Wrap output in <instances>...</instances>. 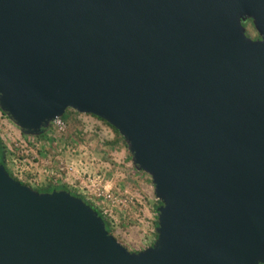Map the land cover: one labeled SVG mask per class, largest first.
<instances>
[{"label": "water", "instance_id": "95a60500", "mask_svg": "<svg viewBox=\"0 0 264 264\" xmlns=\"http://www.w3.org/2000/svg\"><path fill=\"white\" fill-rule=\"evenodd\" d=\"M68 108L151 177L157 238L0 160V264H264V0H0V110L36 137Z\"/></svg>", "mask_w": 264, "mask_h": 264}, {"label": "rangeland", "instance_id": "374dc122", "mask_svg": "<svg viewBox=\"0 0 264 264\" xmlns=\"http://www.w3.org/2000/svg\"><path fill=\"white\" fill-rule=\"evenodd\" d=\"M245 28L247 36L260 38L252 21ZM65 116L63 131L51 124L45 136L37 138L24 135L0 110V137L10 150V172L33 189L66 185L102 211L114 237L129 251L150 247L160 205L151 177L134 167L125 142L106 122L71 108ZM133 170L139 176L133 178Z\"/></svg>", "mask_w": 264, "mask_h": 264}, {"label": "trees", "instance_id": "16d2710c", "mask_svg": "<svg viewBox=\"0 0 264 264\" xmlns=\"http://www.w3.org/2000/svg\"><path fill=\"white\" fill-rule=\"evenodd\" d=\"M243 25H244V22H243ZM245 26V25H244ZM5 114V113H4ZM6 115V114H5ZM89 115H91V114H89ZM92 116H94V117H96V118H98V119H100V120H102V121H104V122H106L105 120H103V119H101V118H99V117H97V116H95V115H92ZM62 118L64 119V120H66L67 119V116H65V114L62 116ZM110 127H112V129H114V131L118 134V135H120V137L123 139V141H124V138L121 136V134L118 132V130L117 129H115L113 126H111L108 122H106ZM45 132H46V130L44 131V133L42 134V135H40V136H36L37 138H42V137H44L45 136ZM125 142V141H124ZM126 144V143H125ZM126 146H127V144H126ZM9 155H10V150L8 149V147H7V145L4 143V141L1 139V137H0V160H1V162L4 164V166H5V168L9 171V173L11 174V176H13L15 179H17V180H19L17 177H15L14 176V174L12 173V172H10V170H9V168H8V166H7V163H6V161H7V159H8V157H9ZM132 156V155H131ZM19 181H21V180H19ZM22 182V181H21ZM23 184H25V185H27V186H30L29 184H26V183H24V182H22ZM31 187V186H30ZM35 190H37V191H39V192H52L53 190H67V191H69V192H71L73 195H76V196H78V197H80V198H82L87 204H89L90 206H92L96 211H98V213L103 217V219L105 220V223H106V228H107V230L109 231V233L111 234V235H113L114 236V234H113V229H112V224H111V222H110V220L107 218V217H105L104 215H103V213H102V211L98 208V207H96L91 201H88L84 196H82L81 194H79V193H77L76 191H72V190H70L66 185H53V184H49V185H47V186H45V187H42V188H40V189H35ZM158 203L159 204H161L160 203V201H158ZM158 204V205H159ZM156 210H157V206H156ZM155 225H156V227H157V225H158V217H157V220H156V223H155ZM155 237L157 238V233H155ZM156 240V239H155ZM155 242V241H154ZM153 245V244H152Z\"/></svg>", "mask_w": 264, "mask_h": 264}, {"label": "built area", "instance_id": "2783aa9c", "mask_svg": "<svg viewBox=\"0 0 264 264\" xmlns=\"http://www.w3.org/2000/svg\"><path fill=\"white\" fill-rule=\"evenodd\" d=\"M52 126H54L55 129L58 130V132H61L65 129V120L62 117H57L52 121ZM103 193H99L98 196L102 197ZM106 197L112 201H115L113 199V196L110 194H107Z\"/></svg>", "mask_w": 264, "mask_h": 264}, {"label": "flooded vegetation", "instance_id": "af4514ba", "mask_svg": "<svg viewBox=\"0 0 264 264\" xmlns=\"http://www.w3.org/2000/svg\"><path fill=\"white\" fill-rule=\"evenodd\" d=\"M248 21H252V20H250V19L245 20V21H244V25H245ZM246 32H247V31H246ZM257 39H259V37H256V38H254L253 40H257Z\"/></svg>", "mask_w": 264, "mask_h": 264}, {"label": "crops", "instance_id": "0c3cea01", "mask_svg": "<svg viewBox=\"0 0 264 264\" xmlns=\"http://www.w3.org/2000/svg\"><path fill=\"white\" fill-rule=\"evenodd\" d=\"M127 149H128V148H127ZM132 163H133V162H132ZM127 165H128V164H127ZM135 176H139V175L137 174V171H134V170H133V176H132V177L134 178Z\"/></svg>", "mask_w": 264, "mask_h": 264}]
</instances>
